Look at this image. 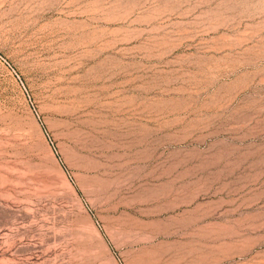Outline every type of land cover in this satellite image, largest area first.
Segmentation results:
<instances>
[{"label":"rangeland","instance_id":"obj_1","mask_svg":"<svg viewBox=\"0 0 264 264\" xmlns=\"http://www.w3.org/2000/svg\"><path fill=\"white\" fill-rule=\"evenodd\" d=\"M0 264H264V0H0Z\"/></svg>","mask_w":264,"mask_h":264}]
</instances>
